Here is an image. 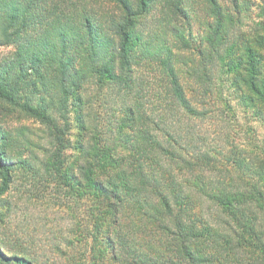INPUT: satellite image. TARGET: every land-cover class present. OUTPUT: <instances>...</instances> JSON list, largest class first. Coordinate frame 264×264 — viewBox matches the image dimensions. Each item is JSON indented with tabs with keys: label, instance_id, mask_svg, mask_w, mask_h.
I'll return each mask as SVG.
<instances>
[{
	"label": "trees",
	"instance_id": "16d2710c",
	"mask_svg": "<svg viewBox=\"0 0 264 264\" xmlns=\"http://www.w3.org/2000/svg\"><path fill=\"white\" fill-rule=\"evenodd\" d=\"M81 1L0 0V102L49 139L15 162L0 126V207L46 173L49 264H264V0ZM0 264L36 263L0 238Z\"/></svg>",
	"mask_w": 264,
	"mask_h": 264
},
{
	"label": "rangeland",
	"instance_id": "374dc122",
	"mask_svg": "<svg viewBox=\"0 0 264 264\" xmlns=\"http://www.w3.org/2000/svg\"><path fill=\"white\" fill-rule=\"evenodd\" d=\"M83 2L90 3L99 9L97 2L101 4L102 1L83 0ZM103 5L110 11L114 10L112 5L105 2L102 3ZM15 52L16 49L13 46L0 47V69L6 66V62L13 58ZM71 120L73 128L70 140L74 146L79 133L74 112L71 114ZM252 125L257 130V140L264 142V124L253 122ZM0 126L8 130L15 140L13 154L15 162L18 157L30 159L31 156H36L42 159L49 151L46 127L39 121L23 115L19 110L7 107V104L2 102H0ZM76 155V150L67 151L69 158L74 159ZM17 179L12 188L2 197L1 240L10 251L18 252L36 264H49V258L51 261H60L64 251H53V248L57 238L61 242L60 234L71 224L65 207L66 199L64 196L59 198L60 196L54 194L45 172H41L36 179H32L30 175L24 177V172L21 170ZM58 241L57 243H60ZM63 249L67 250L62 246Z\"/></svg>",
	"mask_w": 264,
	"mask_h": 264
}]
</instances>
